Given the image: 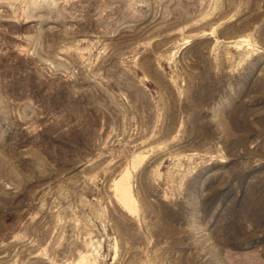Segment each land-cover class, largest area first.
<instances>
[{
  "label": "rangeland",
  "instance_id": "374dc122",
  "mask_svg": "<svg viewBox=\"0 0 264 264\" xmlns=\"http://www.w3.org/2000/svg\"><path fill=\"white\" fill-rule=\"evenodd\" d=\"M0 264H264V0H0Z\"/></svg>",
  "mask_w": 264,
  "mask_h": 264
}]
</instances>
